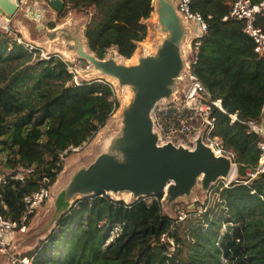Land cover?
Returning a JSON list of instances; mask_svg holds the SVG:
<instances>
[{
	"label": "trees",
	"instance_id": "1",
	"mask_svg": "<svg viewBox=\"0 0 264 264\" xmlns=\"http://www.w3.org/2000/svg\"><path fill=\"white\" fill-rule=\"evenodd\" d=\"M153 1L63 0L58 16L76 12L89 18L84 34L98 58L104 59L111 45H121L131 59L148 32ZM234 1L193 0L192 11L205 18L208 30L192 43L191 69L226 111L212 107L214 134L235 153L239 182L217 189L213 204L203 213L190 212L184 222L164 214L163 197L150 204L144 199L128 204L106 194L77 199L45 241L24 256L36 255L35 264H264V175L241 184L259 159L260 137L247 122L264 117V58L255 53L245 23L224 20ZM258 25L264 30V18ZM4 40L0 64L34 53ZM39 66L0 82V211L19 224L25 198L57 182L61 156L94 139L120 107L111 84L78 86L62 59L51 56ZM235 114L238 122L232 124ZM164 237L177 245L171 256Z\"/></svg>",
	"mask_w": 264,
	"mask_h": 264
},
{
	"label": "water",
	"instance_id": "2",
	"mask_svg": "<svg viewBox=\"0 0 264 264\" xmlns=\"http://www.w3.org/2000/svg\"><path fill=\"white\" fill-rule=\"evenodd\" d=\"M17 0H0V15L7 20L19 11ZM51 6L61 11L62 0ZM158 43L152 54L139 53L137 63L118 61L116 54L104 59L93 53L80 27L45 31L47 38L63 44L72 54L87 61L94 74L116 81L120 90L129 88L131 98L123 103L117 127L99 144L101 153L76 171L53 204L34 237L51 233L77 199L106 195H131L132 203L144 198L163 197V208L180 199L192 201L196 190L203 196L222 179H229L233 162L203 143V133L194 149L173 143L160 144L153 113L162 103L182 95L190 63L187 54L190 27L177 11V0H154ZM85 37V39H84ZM194 208V205L191 206Z\"/></svg>",
	"mask_w": 264,
	"mask_h": 264
},
{
	"label": "built area",
	"instance_id": "3",
	"mask_svg": "<svg viewBox=\"0 0 264 264\" xmlns=\"http://www.w3.org/2000/svg\"><path fill=\"white\" fill-rule=\"evenodd\" d=\"M29 1L42 2L44 5H49L53 0H20L19 8L22 9L21 7H24L25 3ZM192 2L193 0H178L177 11L189 25L190 35L194 41L207 32L208 23L201 14L192 11ZM261 18H264V0H261L259 3H253L252 0H235L230 14L224 20L233 19L245 23V33L254 41L255 53L264 58V30L258 25ZM0 35L16 41L19 44H23L19 37H17L11 20H7L2 15H0ZM30 50L36 49L35 47H30ZM190 51L193 55L192 48ZM44 59L48 60L50 57L44 56ZM192 63L193 61L190 62L186 71L184 78L186 86L183 94L171 103L164 102L165 108L161 109L156 115L160 103L153 113V118L155 129L159 133L160 144L173 143L176 146L183 145L194 149L196 140L199 138L200 133H203V143L205 145L209 146L215 153L232 160L236 177L234 179H230V177L229 179H222L213 186L206 197L207 200L204 207L201 205L198 210L199 213H203L208 209V205L212 203L214 193L217 189L229 188L232 183L239 182L237 179L238 164L235 153L227 150L214 134L216 119L211 115L212 107H216L225 113L226 111L222 106V102L220 100L214 101L210 89L193 74L191 69ZM262 113L264 115V106ZM230 117L232 124L238 122V115H230ZM247 126L251 133L260 137L256 145L257 151L259 152V159L255 167L246 169L245 173L248 180L242 181L241 184L243 185H248L253 180L264 175V117L260 122L254 120L248 121ZM221 185L224 186L220 187ZM254 193L252 191V194ZM50 196V189L42 188L40 191L26 197L24 200L26 213L21 219V224L7 219L0 211V254L7 256L10 264H35L36 255L20 257L10 251V240L14 237L15 230L19 229L21 233L26 232L28 228L27 224L31 221V216L35 215L38 208L50 200ZM148 199H151L153 202L157 198H144L147 203ZM189 216L190 213L187 214L182 211L176 220L177 222H183ZM163 241L170 243L169 256H171L177 248L176 243L171 237H164Z\"/></svg>",
	"mask_w": 264,
	"mask_h": 264
},
{
	"label": "rangeland",
	"instance_id": "4",
	"mask_svg": "<svg viewBox=\"0 0 264 264\" xmlns=\"http://www.w3.org/2000/svg\"><path fill=\"white\" fill-rule=\"evenodd\" d=\"M36 14L34 16H28V13ZM156 14L154 10L153 14ZM153 14L151 17L145 21L146 25L148 26V32L145 34L140 42L137 43L138 48L133 55L132 59H126L123 56L124 47L121 45H111L106 50V56L109 57L112 53L116 54L117 60L124 62L128 65H132L137 63L139 59V53L145 52L146 54H152L154 51L155 46L158 44L156 43V39L159 38L158 30L155 27L158 25V17L154 20ZM18 24L13 25V29L16 32L17 37L21 40L22 45L25 46L28 51H33L34 53L31 54L28 58L9 61L7 63L0 64V82L5 84L4 80L9 79L12 77L13 73H17L20 70L24 69H34V71H39L40 66L39 63L44 56L51 57L54 56L57 59H62L69 68L70 73L74 76V82L78 85H81L84 82L90 83L92 81H104L112 85L114 88L115 94L117 99L120 103L119 109L116 111L114 115L109 117L107 124L100 130V132L95 136L94 139L85 143L81 148L72 149V153L69 156H63L61 161L63 163V171L58 176L57 182L55 185L50 189L51 198L49 201H46L41 207L38 208L37 212L33 219H31L30 223L27 224L28 228L25 233H21L19 229L15 230L14 237L10 241L9 249L14 254L18 256H24L26 253L33 251L36 247L40 245L41 242L45 241V239L50 234L41 235L39 237H34V235L39 231L40 224L44 217L46 216L47 212L49 211L50 207L53 204V196L57 195L58 193L62 192L66 185L69 183L72 175L78 171L81 167L90 164L102 151L99 144L103 142L104 137L114 131L117 127V120L114 116L118 112H120L123 103V95H121L120 88L118 85H114L111 79H108L102 75L94 74L93 67L87 62L80 59L76 54H72L68 49L64 47L63 44H54L53 41H50L45 31H54L57 28H69L71 30H75L76 27H80L79 33L80 35L84 36L86 25L89 22V18L84 14H79L76 12L69 13L64 19L59 18L58 11L55 10L51 3L49 5H44L42 2H35L29 1L25 3V9L17 16ZM37 17V18H36ZM153 20V21H152ZM157 22V23H156ZM54 24L55 28H51V25ZM27 35L26 39L24 38ZM6 37L0 35V43H4V39ZM85 39V37H84ZM156 41V42H155ZM192 37L189 36L188 45H187V56L192 62L193 57L191 54L190 49L192 47ZM3 42V43H2ZM13 43L9 41V48L12 49ZM30 47H35L36 50H30ZM67 51L73 57H67L64 52ZM9 53V51H8ZM29 53V52H28ZM30 54V53H29ZM138 55V56H137ZM136 56V57H135ZM122 59V60H121ZM130 61V62H129ZM133 61V62H132ZM190 64V63H189ZM189 66V65H188ZM188 69V68H187ZM90 72H89V71ZM91 77H90V75ZM94 74V75H93ZM95 76V77H94ZM7 78V79H5ZM165 108V103L162 102L158 108L156 115L161 111V109ZM22 177V174L19 175ZM2 177H0V182L2 181ZM237 179L240 180V175L238 171ZM224 185H221L222 187ZM115 200L124 201L128 204L132 203L131 197L126 198V196H114L109 195ZM206 196H203L200 190L195 191V195L192 201L187 199H180L177 202L170 205L167 211H164L163 208V200H162V209L165 215L172 217L173 219H177L180 214L183 212L190 213L192 211L199 210L201 205L204 207L206 203ZM151 199H148V203H151ZM213 204V203H211ZM194 205V208L191 206ZM210 204L208 205V208ZM190 217V216H189ZM182 222V221H181ZM184 222V221H183ZM57 226V225H56ZM54 226L51 231L55 229ZM0 259L2 260L3 264H8L7 256L0 255ZM1 264V262H0Z\"/></svg>",
	"mask_w": 264,
	"mask_h": 264
},
{
	"label": "bare ground",
	"instance_id": "5",
	"mask_svg": "<svg viewBox=\"0 0 264 264\" xmlns=\"http://www.w3.org/2000/svg\"><path fill=\"white\" fill-rule=\"evenodd\" d=\"M153 19L155 20L156 18H157V15L154 13L153 14ZM37 18V17H36ZM153 21V20H152ZM157 23V22H156ZM64 54L67 56V57H73V56H71L72 54H70L69 52H67V51H65L64 52ZM136 55V54H135ZM138 56V55H137ZM136 57V56H135ZM133 58V57H132ZM131 58V59H132ZM136 59V58H135ZM134 59V60H135ZM122 60V59H121ZM133 60V59H132ZM133 60V61H134ZM119 61V60H118ZM132 61V62H133ZM130 62V61H129ZM89 71V70H88ZM90 72V71H89ZM93 72V71H92ZM90 75V74H89ZM94 75V74H93ZM90 77H91V75H90ZM95 77V76H94ZM112 83H114V85H117V82L116 81H114L113 80V82ZM121 95H123V103H126V102H129V100H130V98H131V91H130V89L129 88H124V90L123 91H121ZM122 103V104H123ZM120 114V112H118L117 114H116V116H114L115 118H116V120H117V118H118V115ZM117 122V121H116ZM236 177V171L235 170H233L232 171V173H231V176H230V179H234ZM123 196H126V198H129L130 199V197H131V195H129V194H124Z\"/></svg>",
	"mask_w": 264,
	"mask_h": 264
},
{
	"label": "crops",
	"instance_id": "6",
	"mask_svg": "<svg viewBox=\"0 0 264 264\" xmlns=\"http://www.w3.org/2000/svg\"><path fill=\"white\" fill-rule=\"evenodd\" d=\"M17 2V4L20 6V0H17L16 1ZM177 2H178V0H177ZM22 9H20L19 8V11L11 18V22H12V24L13 25H16V24H18L19 22H18V20H17V16L22 12V11H24V9H25V5H24V7H21ZM34 15H36V14H32V13H28V16L30 17H32V16H34ZM26 37H27V35L24 37L25 39H26ZM27 40V39H26ZM55 44V43H54ZM1 256H2V254H0ZM8 261V260H7ZM0 262H1V264H3V262H2V260L0 259ZM8 264H10L9 262H8Z\"/></svg>",
	"mask_w": 264,
	"mask_h": 264
}]
</instances>
